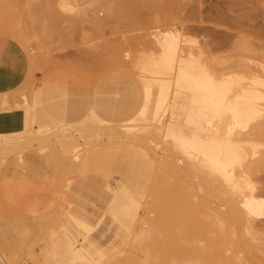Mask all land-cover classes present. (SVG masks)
I'll list each match as a JSON object with an SVG mask.
<instances>
[{"label":"rangeland","instance_id":"374dc122","mask_svg":"<svg viewBox=\"0 0 264 264\" xmlns=\"http://www.w3.org/2000/svg\"><path fill=\"white\" fill-rule=\"evenodd\" d=\"M135 1L136 2H134V0H127V1L125 0V2L124 0L123 1L122 0H110V1L109 0H78L79 6L77 8V11L71 13L69 12V10H67L66 12L65 9L66 7L64 8V6L67 5L64 4L66 2L73 3V0L72 1L71 0H0V145H3V149L2 148L0 149V257L5 258V260H2L0 258L1 261L0 264L1 263L2 264L4 263L5 264H90L87 261L88 259L87 260L81 259L78 250L71 247L69 243L74 244L77 243L78 240L79 248H82L80 246L81 244L80 242L83 239V236L84 237L88 236L90 237L91 240H94L98 244V246L102 247L105 250H110L111 244L113 242L114 233L115 231L118 230L121 223L125 225V229L127 230L129 229V231L124 235H128L130 237V234L135 235L136 233L134 237L135 244L134 246L132 245L133 248L130 247L131 245L128 246L129 244H131L130 241L133 240V238H131L133 236H131L130 239L128 237L129 242L126 245L127 250L124 248L125 246H123L122 250L120 248V250L117 251H119L120 253V251L124 250L127 253L130 249L134 251V249L137 248L138 250L136 251L138 252L134 251L133 253L130 250L131 253L129 252L128 255L125 252H123L121 253L122 255L120 254L121 256H115V253L116 255H119L118 252L115 251L113 253V259H112L113 261L111 260V262H113V264H116L117 263L115 259L116 257L119 263H122L124 261L126 263L129 262V264H135L136 260L137 261L140 260V262H143L146 259L147 264H150V262L147 261L149 260L148 259L149 255L147 254L151 255V253L154 250L153 251L150 250L152 252L150 253L146 252L147 254L142 255V253H140L139 251L140 246L137 245L138 243L140 245V242L138 240L140 236L143 235L146 236L145 235L146 232L144 231L145 230L144 228L147 227L146 225V223L148 222L146 221L148 220L147 217L149 215L151 217L154 216V214H151L152 208L150 209L144 206L148 205L149 207L148 203L152 205L151 203H155V201H157L158 198H161L162 195H163L162 198L166 196L170 192L169 186L170 188H172L174 183H176L175 185H179L177 184L178 182L176 181L178 180L179 182L181 181L182 183V181L183 180L185 181V178L187 177H188L187 179L191 180V181L189 180L190 183L186 180L187 186L184 183H182L181 185L182 187L183 185H185L187 189V193L190 192L189 189H191V192L189 194L184 193L186 192L185 190H183L185 188L184 187L182 188L181 185L178 188H180L179 189L180 192L181 190L184 191L183 192L184 195L187 194L189 195V197L191 195L192 197L191 199L194 198L193 195L194 192L196 194V190L198 189V186L197 187L195 186L196 182H193L192 178L190 177L193 176L196 178L197 177L196 174L197 173L200 174L201 170L204 171L203 166L206 167V165H202L203 169H201V165L198 166L200 167L198 168L199 171L196 173L194 170V172L191 175L190 172L191 167H189L190 170H188L189 168L185 169V166L189 164L188 163L189 158H187V154L185 155V152L182 151L184 153L183 154L181 151H179L180 149L177 150L175 148V146L173 145L174 143L172 142L174 140L172 139L173 136L171 132L164 131L165 129L164 130L161 129V132H158L156 130H158L157 129L158 127L159 128L163 127V125L161 124H167L168 122L171 121V117L173 116L172 112L174 110L178 116V119L176 120L177 122L175 121L174 125L175 126L176 124L179 125V127H181V129L179 128V131L184 134L183 136L186 135L187 137H189V135L193 134V130L198 127V126L194 127L196 126V124L194 126L192 125L196 120L198 109L196 107L197 105L195 106L192 103V99L194 98V94L192 93V91L188 88H179L176 86V80L174 79L175 77L172 76L174 74L173 70H172L173 72L170 71V73L172 72L173 74L172 75L170 74L169 77L168 75L169 68L167 67L168 71L166 70L165 71L168 74H166V76H163L164 69L166 68V66L165 68L163 66V75L157 74L158 73L157 70L159 68H161L160 70L162 71V67H161L162 65L160 66L159 63V65L157 66L160 67L158 68L156 66L157 61L153 59L152 61L153 62L155 61L154 62L155 65H153L150 59L151 51L152 53L155 54L156 57V53L157 52L159 53L160 50V47L158 48L159 45H157L156 42L154 43V39L152 37L153 33L155 36L156 30L162 32L165 31L169 32L171 30L175 31L176 29L179 30V28H184L185 36H188L187 37L188 40L190 39L185 46L188 47L187 49L189 50L192 47L191 50L194 51H196L203 44H205L207 40L208 41L216 40L219 43L222 42L221 44L224 47H221V45L218 43L215 44L216 41L214 43L215 47L213 45V49L215 51H213L211 57L213 60L216 61H214L215 64H213L212 67L215 68L216 70L212 69L210 71L215 70L218 72L220 69V71L223 70L224 72L225 69L221 68V67H225L224 65H227V68L226 67L225 68L229 69L228 65L234 63V60H232L233 61L232 62L230 59L232 57V59L237 60L236 65H240L238 64L239 61L241 63L240 67L249 66L250 69L252 68L251 70L253 69L255 70L256 73L253 70V73H255L253 74L254 76L257 74V76L259 77L261 76V78L264 80V76H262L264 75V0H135ZM118 2L121 5L115 4ZM128 3L132 5H129ZM114 6L115 7L121 6V8H118V10L116 8L115 9L116 12H114L115 10L112 12L110 8L113 9ZM127 7L129 9H127ZM41 16H43L44 18H42ZM68 19L69 21L71 20V22H69ZM78 19L79 21L74 22V20L76 21ZM41 23L42 24L45 23V25L42 26ZM33 24L34 26H32ZM153 26L156 27L153 28ZM219 45L221 48L219 47ZM249 45L251 46V48L249 47ZM245 47H249L248 49H254L255 52L257 49V52L254 53L253 52L254 50L253 51L247 50V48L245 49ZM218 48L219 50H217ZM258 50L260 51L258 52ZM159 54L157 55L156 58H159ZM228 58L229 61H231V63L227 62ZM222 60L226 61L227 63L224 62L226 63L224 64ZM201 61H204L203 58L201 59ZM211 61L212 60H210V62ZM149 62H151L152 64H150ZM220 62L224 65L222 66ZM204 63L207 65L210 64L209 62H208L209 64L206 63V61H204ZM141 64L142 65L144 64L143 69L140 68ZM145 64L147 67H145ZM216 64L218 66L220 65V68L217 67ZM251 64L254 67L251 66ZM231 65H230V69H231ZM234 65L235 63L232 65V67ZM151 66L153 67L151 68ZM214 66H216L217 68ZM209 67H211V64L209 65ZM151 69L156 70L157 73H155V71L152 72ZM230 69L229 71L227 70V73L231 72ZM243 69L242 71L239 69L240 70L239 72V70H235L234 68L232 69L233 70L232 72L238 71L240 74L241 72L244 71L248 73L251 71L248 68L244 71ZM151 72L155 73V75L150 74ZM225 73H224L225 76L228 75ZM220 74H222V72H220ZM233 74L237 75L236 73ZM249 75H251V77H249L251 78L249 79L251 80L250 82H255V80L252 81L254 77L252 75V71ZM246 76H241L240 74L239 77H243L242 79L241 78L239 79L238 76L237 78L236 77L235 78L241 81L240 83L241 85L242 83L246 82L247 86L249 87V82L245 81L244 78ZM232 77L234 76L232 75ZM213 78H215L214 74H213ZM222 78L225 79L224 77H221V80ZM230 79L231 80L229 81V83L232 82V78ZM158 80L160 81L162 80V84L167 83L168 81L171 82L170 94L168 96V106L170 107V109L167 108L166 105L164 109L160 111L163 112L158 114L157 117H155L157 119H155L154 118V116L156 115L155 103L157 102V100L154 99L155 97L156 99H158L159 95L157 93L160 90L164 89L162 88V84H160L161 82H158ZM222 83L223 81L221 82L219 81L218 85L219 84L221 86L227 85L228 88V87H232L230 84H232L233 82L230 83L229 86H228V81L227 84L225 83L222 84ZM232 85L234 86V84ZM221 86H218V88ZM247 86L245 85V88H247ZM237 87L238 86H236L232 92L234 93L236 89L240 90L239 92L236 91L238 92L239 97L238 96H236L237 98L235 97L237 100H239L241 99L242 96L245 95V94L243 95V93L246 90L244 89V85L240 89H238ZM250 88L249 90H252ZM254 89H255V85H254ZM231 90L232 89L230 88L229 91L231 92ZM249 90L246 92L248 93ZM229 91L227 89V91L224 90L223 92L222 91L219 92H221V94L222 93L224 94L225 92L229 94L228 93ZM262 91L264 93V87H262ZM207 93L208 92H206V95ZM251 94H249L250 96L249 95L248 96L252 99ZM224 95H226V93ZM235 95L236 94L234 95L230 94V96L233 97L230 98L229 96V98L232 99L234 98ZM209 96H205L206 98L202 100L206 101V99H208L207 97ZM223 96L222 97L219 96V97L223 99L224 98ZM225 98H226L225 100L229 99L227 95L225 96ZM243 98L241 100L244 104L247 103L246 107H248V103L254 102L249 100L243 101L244 100ZM234 100H232L231 102H234ZM204 101H203V105H204ZM251 103L249 105L250 107L248 108L252 107ZM227 104H226V108H223L225 109L224 114H226V117H228L227 116L228 114L226 112L228 110ZM236 104H234L235 106L233 105L232 108L230 107L229 104V107L232 110L231 111L228 110V113L231 112L232 114L233 112L236 113L235 110H237V112L240 110L242 111V112L239 111V114L241 115V113H244L243 110L247 109L246 112L252 114L251 109L250 111H248L249 109L246 107L245 109L241 107L242 110L239 108V106H242V103L239 105V102H237ZM145 105L147 107L146 108L147 112L146 111L144 112L146 113L142 111V109L145 108ZM258 105H260L261 107L260 108L262 112L261 118L264 119V99L261 100ZM43 106H45L48 109L49 111L48 115L46 114L47 111L44 109ZM205 106H208L206 107L207 112L205 111ZM171 107L173 108V110ZM210 107L211 106L205 104L204 109L202 107V110L210 114V112L214 111V110L212 111L210 110L215 108V107L213 108V105L211 108ZM148 109L151 110V112H149ZM215 111L217 112V110ZM220 111L218 110L219 113ZM204 112L202 111V116L209 115V114L206 115V113ZM140 113H144V115H142V118L144 117L145 119L147 118V120L144 119L145 123L143 124L147 126H143L142 124H139L141 128L139 125L136 124L137 119L139 118L142 119L140 117L141 116ZM152 113L154 114L152 115ZM234 113L232 114L233 117L235 116ZM218 114L215 116L218 117ZM220 114L219 117H221ZM245 114L244 115L242 114L243 115L242 117H244L243 119L247 120L248 117L245 116L250 114H246V115ZM147 115H151V116H147ZM213 116L211 115L210 117L212 118ZM231 116L229 118L234 119L233 117L231 118ZM201 117L198 120V122L204 119V117L202 118ZM224 117L225 115L223 116V118ZM135 118L137 119L135 120ZM149 118H151V120ZM206 118L207 117H205V119L203 120L204 122L202 121L203 123L201 122L202 124L204 123L206 124L207 122ZM223 118L222 120H226V118L224 119ZM249 119L252 120L251 116L249 117ZM249 119L247 121H249ZM213 120L214 119L210 121L212 122ZM242 120H240V123L244 121ZM139 121L140 120H137V123ZM217 121H220V119ZM244 122L246 123V125H244V123H241V126L244 125L246 127L240 126L238 129L240 130L241 128V131L237 129L236 132L234 133L237 132L241 133L243 132V130L245 131L246 129L249 128L248 127L249 125L247 124H251V123H248L246 121ZM149 123L151 124V126ZM157 123L160 125L158 126ZM207 123H209V121ZM225 124L227 126V130L223 129L224 127L222 128V130H225L226 132L230 131L229 125L231 128V125L233 123H228L229 125H227V123ZM62 125L65 128H63ZM126 126L127 127L134 126L133 127L134 129L132 130L131 128L127 129ZM138 126L140 129L137 128ZM68 127L71 129H69ZM208 127L206 129L205 128L202 129L203 127L202 128L200 127L198 129L200 135L201 132L202 133L204 132V135L201 136H203V138L206 139L205 141L207 143L206 142L205 143L207 145L210 144L208 143L209 140H207V138L205 137L206 132H208L207 136L209 135L210 137L209 134L210 131L207 130ZM252 127H250L249 129H251ZM173 128L176 132H178L177 131L178 129L176 130L174 126ZM176 128H178V126H176ZM210 128L211 127H209V129ZM58 129L60 131H58ZM62 129L63 130L65 129L64 135L62 134L63 137H68V136L70 137L71 135H73V133L74 136L78 137V138L76 137L78 139V140L76 139L77 141L76 143L77 145H80L81 149H79L78 152L72 153V157L77 153H81L75 155V157L79 156L83 160H86L88 158L87 161L89 162V164L87 168H82L83 171L81 172L80 171L76 172V170L74 171L71 168L69 171V167L71 166V164H73V158H75V157L72 158L70 156L72 150H70L71 151L70 155H68V158L70 157L68 160L69 164H67L68 166L65 165L66 170L65 168H63L64 170H62L63 163L61 164L60 161L62 160L61 157H63V162H64L65 156H61L62 154L61 152L63 149L61 150L62 147L59 144H57V141L60 140L59 138H63L61 135V131L63 133ZM115 130L117 131L114 132ZM205 130L207 131L205 132ZM232 131H234V128H232ZM250 131L251 130H249V132ZM36 132L41 136L38 137ZM69 132L71 134H69ZM212 132L215 134L217 131L212 130ZM226 132L224 135H226L227 137L228 132L227 133ZM249 132L245 131L243 132V134ZM27 133L30 135L31 133L32 135L33 133L35 134L33 136H30L27 135ZM112 133H117V135L114 134L116 137L112 135ZM218 133H221V135H218ZM222 133L224 132L223 131L221 132V128H220V130H218L217 132V136L215 135L213 138L216 137L219 140L220 138L221 140H223L224 135H222ZM55 134L59 136H56ZM214 134H212V136ZM42 136L44 137V140H42L43 138ZM54 136H56L57 138L56 137L54 138ZM112 136L114 137V139L111 138ZM36 137H38V141L40 143H38ZM129 137L130 138L132 137L131 139L142 137L143 138L141 139L142 141L145 138L151 139V140L148 139L144 140V141L148 140V142L149 141L152 142V143L149 142L150 145L148 144V147L150 146V149H148V147H146L148 150L146 148H143L145 147L144 144H146L147 146L148 143V142L145 143L144 141L143 143L141 142L138 144L140 147H136L138 145L137 144L135 145V141L130 140ZM115 138L118 140V143L116 142L117 140H115ZM122 138L125 139L123 140ZM126 138H128L129 141ZM247 138L248 137H246V139ZM54 139H56L57 141L55 142ZM171 139L172 141H170ZM224 139H229V137ZM246 139L243 141H246ZM98 140L99 142H97ZM221 140L218 143L223 144L224 142L223 146L225 147L226 145L228 146V144L230 143L229 142L228 144H225L227 143L226 141L228 140L223 142ZM249 140L253 141V138L247 139L248 142ZM110 141H112L111 142L112 145H110L111 144ZM212 141L213 140L211 139V142ZM90 142L92 144L94 142L97 143H95V145L94 144L92 145ZM246 142L244 143L242 142V144H244V146H242L244 149L245 147L246 148L248 147V150H251L252 147L255 149L254 147L255 145L252 146L253 144L251 145V142L249 144L248 142L247 143ZM89 143L91 145H89L88 147L87 144ZM98 143L100 144L101 147L98 146L99 145ZM5 144L7 146H5ZM38 144L41 145L39 146ZM102 144L105 147L102 146ZM124 144H127V146ZM140 144H142V146ZM206 144H205L206 148L209 147L210 149V147H212V146H207ZM220 144L219 147L220 149H222ZM117 145L119 146V149L117 150V152H115L116 151L115 149H117L118 147ZM246 145L252 147L250 148L249 146ZM92 146L96 147V149L93 148L91 151V149L89 148L90 147L92 148ZM225 147H223V150L224 149L226 150ZM229 147L230 146H228V148ZM86 148L88 150H86ZM59 149L61 150V152L58 151ZM109 149L110 150L113 149L114 151L108 152ZM144 149L147 151L151 150V154L149 153L151 157L150 156L149 157L152 158L153 156V158H155L156 160H154L153 158L152 159L148 158L147 157L148 155H146L148 152L145 151ZM98 150L100 151L98 152ZM238 150L239 151H236L238 158L236 157V155L234 157L232 154H230L233 157L229 159L231 157L229 154L226 157L223 156L224 154L223 155L221 154L222 155V156L220 155L222 157V158L220 157L221 160L222 159L225 160V158H228L227 161L232 160L233 158H237L238 160L241 154L242 156H244L243 159L245 158L244 161H246L247 158L249 159L248 161L250 162V164L251 162L256 161V159H254L256 157H253L254 160L251 161L252 154L255 153L252 150H251L252 154L250 151H247L248 152L247 154L250 153V155L248 156H246L247 155L245 153L246 150L244 151L240 149ZM37 151H39V153ZM68 151L66 152L67 154H69ZM80 151H84V152H80ZM88 151L89 153L92 152V154L89 155ZM85 152L89 156L84 155ZM94 152L96 153V155L93 154ZM101 152L104 156L105 153L107 152V156H105V158L108 157V159L110 158L111 155V157L114 159L113 160L114 163L112 162V160H110L111 161L110 165H107L109 164V162L106 163V161H103V160H107V158L105 159L102 156ZM238 152H240L239 155ZM56 153H60V155ZM224 153L227 154L226 152ZM98 154L100 155V157L102 156L101 157V159H103L102 161L97 156ZM54 155L57 157H55ZM93 155L95 157H93ZM96 156L100 160V164L98 163L99 161L98 159H97L98 164L95 163L96 161L94 160L96 159ZM184 156L186 157V159H184L185 158ZM253 156H255V154H253ZM57 158L58 161L56 160ZM183 159L187 161L186 163L188 164L185 165L182 161ZM224 160H222L221 162H224ZM237 160L236 162L239 163L240 160L239 161ZM68 161L65 160V162ZM212 162L213 161L211 160L210 163L209 162L207 163L211 164ZM236 162L234 160V163ZM240 162H241L240 166L242 164V169L245 171L246 168L244 169L243 167H247V165L252 168L255 167L253 166L254 165L253 163H252L253 165L252 164L249 165V162L248 163L247 162L245 163L243 161ZM101 163L102 164L104 163L103 166L104 165L110 167L113 166L112 170L111 168L109 170L108 167L107 171H102V168L104 169V167L101 165ZM90 165L95 167L93 168ZM117 165L118 166L125 165L128 168L127 170L129 171L131 181L130 183L127 184L126 188L118 181L117 176L114 177V179L109 178V175L110 176L112 174L114 176L116 175V171H117L116 167H118ZM156 165L158 168L156 172L157 171H158L157 173L161 172L160 176H163V178H165L166 180L164 182L167 184V182L169 181L171 185L168 183L169 186H167L168 185L167 184L161 188L164 189V191L160 197L155 198V196H157L158 194H156V191H154L153 192L154 196L150 200H153L154 198L156 200L155 201L153 200V202L152 201L149 202V199L148 201H146V196L148 197L149 195L148 188H150L149 192L151 193L150 191L152 187L151 184L154 183V182L152 183V180L154 181V179L151 180V178H156L155 177ZM213 165L214 164L212 163L211 165H209V167L210 166L212 167ZM234 165L235 164L227 165V167L229 168L228 170H230L231 169L230 167L231 166L233 167ZM96 167L97 168L99 167V169L97 170ZM216 167L217 166H214V168ZM236 167H237V171H235L234 167H233L234 169L232 170H234L236 173L242 172L241 168H239L238 166ZM211 169H213V167ZM211 169H210L211 171L210 173H213V170H215L214 172H219V170L216 171L217 169H213V170ZM254 169H256V167ZM71 170L73 172H71ZM169 170L174 173L170 172ZM184 170H186V172L188 170L187 176ZM205 171L207 172V170ZM205 171L203 174V178L207 174L208 175L210 174L208 172L206 174ZM189 172L190 174H188ZM49 173L51 174V176ZM236 173L233 174L237 175L236 178L239 180L241 176L246 175L245 173L241 175ZM173 175H175L176 177ZM212 175H214V173ZM218 175L219 174H217V176ZM248 175L252 177L254 173L253 174L249 173ZM36 176L38 177L36 178ZM160 176L158 174V177L160 179H163ZM220 176H218V178L216 177V175L211 177L214 178V181H217L220 178ZM207 177L208 176H206L204 180ZM211 177L209 178L211 179ZM253 177H254L253 179L257 177L256 181H258L257 183H259V187H260L258 193V195L260 194L259 201L261 202L263 201L262 206L264 209V169L262 172H257V176H253ZM221 178H223L225 181V177L221 176ZM172 180L173 183H171ZM158 181L154 184L156 185L157 183H159ZM222 182L220 184L224 185L225 183ZM162 183L163 182H161V184ZM161 184L160 183L157 184V187L153 185V187L155 186V188L152 187L153 188L152 191L156 188H160L159 185ZM190 186L191 188H189ZM165 191H169V192L167 193ZM176 192L178 195L181 196V194H179L180 192L179 193L178 191ZM139 195H142L143 197L140 198ZM152 195L150 194L151 197ZM180 196L178 197L180 198ZM183 198L185 199V196ZM208 198L207 200L205 199V201L206 202L208 201L209 203V200L211 201L213 197H211L210 199ZM180 199L178 200V202L182 204V200L183 202H185V200L187 201V196L185 200L184 199L180 200ZM145 201L146 203L147 202L148 203L144 205ZM190 201L192 200H189V202L188 201L187 202L191 203ZM212 202L214 203L211 202L210 203L215 204L216 200L213 199ZM185 205H187L186 208H188L189 210L190 207H188V204L185 203ZM81 207L86 208L85 211L80 212ZM75 208L76 210H74ZM143 208L147 212L144 211ZM186 208H185V213L186 211L188 212ZM263 209L260 215L256 216L257 218H255L257 229L263 231V233L261 234L262 237L264 235ZM65 213L67 216L65 215ZM104 213L106 214L105 221L103 222L102 225H99ZM186 215L184 216V219ZM114 216L118 218V221L116 223L114 222L112 226L113 229L111 231H108L106 226L107 224L109 223L111 224V222H113ZM137 218L139 219V221ZM186 218L189 221V217ZM187 220L184 221L186 222V225L187 224L189 225V222ZM145 221L146 223H144ZM184 221H182V223H185ZM143 224H145L146 226L145 225L143 226ZM139 225L141 228L143 227V231L145 233L142 232V235L140 233L139 238L137 239L138 237L137 232L139 230H142L139 227ZM182 225L184 227H181V225H179V228L180 229L182 228V231L185 233L186 231L184 230L187 228V232L190 234L188 225L187 226L185 224ZM65 227L68 229H66ZM135 228L137 229L139 228V229L135 230ZM70 230L72 232V237H71V232L69 233ZM183 232H179V233H183ZM185 233H184L185 237L181 234L183 238H187V235L189 236V234L185 235ZM81 235L82 237H79ZM176 235L177 237H174L176 240L172 239L173 236L168 237L167 240L171 241L172 239V241H176V243L174 244L177 245V241L179 242V240L180 239L183 240V238H181V236H178V233ZM262 237H260V240L261 242H264V237L263 238ZM145 239L146 238H143L141 240H145ZM69 240L71 242H69ZM137 240L138 243H136ZM182 240L180 241L182 242ZM189 240L191 241V239ZM172 241L170 242L171 244H169L170 248H173L171 247L173 243ZM188 241L186 240V242ZM190 241L188 243L191 245ZM261 244L259 245V248H262L264 250ZM180 245L177 246L180 247ZM186 248L187 250L189 249L192 250L191 247L186 246ZM186 248L184 247V250ZM181 249L182 246L180 250ZM172 250H170L169 253H171ZM177 250L178 252L176 251L175 254L174 252L171 253L172 257L171 254L169 255V257L172 258L171 260L175 259L174 257L177 256V254H180L179 248H177ZM184 250L182 249L183 252ZM168 251L165 250L164 252L165 255H167V257H168L167 254ZM87 253H88L87 255L94 262L100 263L99 260L94 255H92L91 253L89 254V252ZM135 253H136L135 256L136 258L133 257L134 256L133 254ZM155 253L157 255L156 251ZM155 253H152L154 255L150 256L152 259L154 256H156ZM188 254L189 253L187 254L185 253V257ZM144 255L147 258H145ZM165 255L163 253L161 254V257L163 258V263H164V258H166L165 261L167 259H170L169 257L167 258ZM129 256L132 257V260L131 258L128 259ZM188 256L186 257V260L188 258V260H191L189 262H193V264L204 263V259L199 258V256L197 257V255L196 256L194 255L193 258L192 256L190 257ZM185 257L182 258V261L185 260ZM194 257L196 261L194 260ZM154 259H156V257ZM176 259L179 258L176 257ZM192 260H194L195 262ZM132 261H134V263ZM169 262L170 261H168L167 263L169 264ZM189 262L186 263V261H184L182 264H189ZM144 263L145 262H143V264ZM153 263L156 264L157 261ZM173 263H175V261ZM256 263L264 264V259L259 261L257 260Z\"/></svg>","mask_w":264,"mask_h":264},{"label":"bare ground","instance_id":"6f19581e","mask_svg":"<svg viewBox=\"0 0 264 264\" xmlns=\"http://www.w3.org/2000/svg\"><path fill=\"white\" fill-rule=\"evenodd\" d=\"M72 1V0H71ZM110 1V0H109ZM123 1V0H122ZM127 1V0H126ZM120 2V1H119ZM115 3V4H117V5H121L120 3ZM124 2H125V0H124ZM134 2H136L135 0H134ZM134 2H133V4H134ZM101 4V3H100ZM104 4H105V2H104ZM108 4V3H107ZM129 4V3H128ZM137 4V3H136ZM64 5H67V6H64V8L66 9V12H67V10H69V12H75V11H77V8H78V6H79V4H78V0H73V3H68V2H66ZM112 5H113V3H112ZM117 5H115V6H117ZM122 5H123V3H122ZM129 5H132V4H129ZM129 5H127V6H129ZM102 6V5H101ZM108 6V5H107ZM114 6V8L112 9V8H110V10H112V12L117 8V10H118V8H121V6H119V7H115ZM126 6V5H125ZM110 7V6H109ZM135 7V6H134ZM108 8V7H107ZM123 9V8H122ZM127 9H129L128 7H127ZM109 10V9H108ZM120 11H121V9H120ZM111 12V11H110ZM114 12H116V10L114 11ZM123 12V11H122ZM121 12V13H122ZM109 13V12H108ZM67 14V13H66ZM74 14V13H73ZM80 14V13H79ZM116 14V13H115ZM118 14H119V12H118ZM43 15V14H42ZM69 15V14H68ZM117 15V14H116ZM72 16V15H71ZM119 16H120V14H119ZM118 16V17H119ZM42 18H44L43 16H41ZM73 17V16H72ZM110 17V16H109ZM39 18H40V16H39ZM67 18H68V16H67ZM76 18V17H75ZM78 18V17H77ZM117 18V17H116ZM38 19V18H37ZM71 19V18H70ZM74 19V18H73ZM114 20V19H113ZM158 20V19H157ZM68 21H69V19H68ZM77 21H79V19L78 20H74V22H77ZM69 22H71V20L69 21ZM111 22H112V20H111ZM43 23V22H42ZM41 23V25L42 26H44L45 25V23L44 24H42ZM108 23V22H107ZM40 24V23H39ZM74 24V23H73ZM160 24V23H159ZM40 25V26H41ZM110 25V24H109ZM149 25V24H148ZM32 26H34V24L32 25ZM36 27V26H35ZM156 27V26H155ZM154 26H153V28H155ZM201 27V26H200ZM193 28V27H192ZM195 28V27H194ZM44 31H46V30H44ZM190 31V30H189ZM185 30H184V28H179V30L178 29H176L175 31H165V32H162V31H157L156 30V32H155V36H154V33H153V35H152V37H153V39H154V43L156 42V44L157 45H159L158 46V48L160 47V50H159V58H156L157 57V53H156V57H155V54L154 53H152V51H151V54H150V59H151V62L153 63V65H155V61H157L156 62V66L157 65H159V63H160V66L162 67V71L160 70L161 68H159L160 66H157L159 69V71L157 70V72H156V70H153V69H151V71L152 72H154L155 71V73H157V74H159V75H163V66H164V68H165V66H166V68L164 69V75L163 76H166V74H168L166 71H168L167 69L169 68V77H170V74L172 75L173 73V75L172 76H174L175 78V80H176V86L177 87H179V88H188V89H190L191 91H192V93L194 94V98L192 99V103L197 107V109H198V112H197V116H196V120H195V122L192 124L193 126L196 124V126H194V127H197V128H195L194 130H193V134L192 135H189V137H187L186 135L185 136H183L184 134L183 133H181L180 131H179V128L181 129V127H179V125H177L176 123V126H178V128H176V126L174 125V122L178 119V116H177V114L175 113V111L173 110V108H172V110H173V116L171 117V121L170 122H168L167 124H161V125H163V127L162 128H157L158 130H156V131H158V132H161V129H165L164 131H170L171 132V134H172V136H173V140L174 141H172V139L170 140V141H172L174 144V146H175V148L177 149V150H179V151H183V152H185V155L187 154V158H189L188 160V163H186L187 161H185L184 159H186V157L182 160L183 161V163L186 165V164H188V165H186L185 166V169H187V168H189V167H191V175H192V173L194 172V170H195V172L197 173L199 170H198V168H200V167H198V166H200L201 165V169H203L202 168V165H206V167L205 166H203L204 167V171L205 170H207V172L208 173H210L211 171H210V169L213 167V169H217L216 171H218L219 170V172H214L215 170H213V169H211V170H213V173H214V175H216V177L218 178V176H223V177H225V181H224V179L223 178H221V176H220V178L217 180V181H214V178L213 177H211V176H214V175H212L213 173H210L209 175L207 174V172L205 171V173L207 174L206 176H208L205 180H204V178L206 177H204L203 178V174H204V171L203 170H201V172H200V174L199 173H195L196 175H197V177L195 178V177H190V178H192V180H193V182H196V187L198 186V189L196 190V194H195V192H194V195H193V199H191L192 197H191V195H190V197H189V195H187V194H189L190 192H191V189H189L190 190V192L189 193H187V189H186V187H185V185H183V187L185 188V189H183V190H185L186 192H184L183 190H181V192L179 191V189L180 188H178L182 183H184V184H186V186H187V181L190 183V179H187V178H185V181L183 180L182 181V183H181V181L179 182L177 179V181L176 182H178L177 184H179V185H175L176 183H174V185H173V187L172 188H170V186H169V181L167 182V184L164 182V181H166L165 180V178H163V176H160V174H161V172H159V173H157L156 172V170L158 169L157 168V165H156V169H155V174H156V178H158V179H156V178H151V180L152 179H154V181L152 180V183L154 182V183H156L160 178L158 177V174H159V176L160 177H162L163 179H160L158 182L161 184V182H163L161 185H163L164 183V185L163 186H161V185H159V187L160 188H156V189H154L153 191H152V189L153 188H155V186L157 187V184H159V183H157L156 185L153 183V184H151L152 185V187H153V185H155L153 188L151 187V193L149 192V189L150 188H148V197L146 196V201H148V199H149V202L150 201H152L153 202V200L155 201L156 199V197H160L161 196V194H163V191H164V189H161L162 187H164L165 185H167V186H169V189H170V192L169 191H165V192H169L166 196H164L163 198H162V196H161V198H158V200L157 201H155V203H151L152 205H150V203H148L149 204V207H148V205H146V206H144V207H147V208H152V213L151 214H154V216H148L147 217V219L148 220H146V221H148L147 223H146V221L144 222V223H146V225H147V227L146 228H144L145 230V232L143 231V227L141 228L140 227V225H139V227L142 229V230H139V231H141V232H137L138 234V237H137V239L139 238V234L141 233V235H142V232H144L145 233V235L146 236H140V238L141 239H143V238H146L145 240H141L140 238L138 239L139 240V242H140V245H139V243H138V240H137V242L136 243H138L137 245L138 246H140V249L142 250V252H141V250L139 249V251H140V253H142V255L143 254H147V253H150V252H152L153 250V252L152 253H155V251L157 252V255H156V253H155V255L156 256H154L153 257V259L150 257L151 255H154V254H152L151 253V255L150 254H147V255H149V257H148V259L149 260H147L148 262H150V264H154L153 262H156L157 261V263L156 264H166L168 261H170L169 262V264H182L184 261H186V263H188L189 261H191V260H188V258H187V260H186V257L188 256V257H190V256H192V258H193V256L195 255H197V257L199 256V258H202V259H204V263L205 264H257L256 262H257V260L259 261V260H262V259H264V250L262 249V248H259V245L262 243H264V242H261V240H260V237H262L261 236V234L263 233V231H260V230H258L257 229V226H256V221H255V218H257L256 216H258V215H260V213L262 212V209H263V206H262V204H263V201L261 202V201H259V198H260V194L258 195V193H259V183H257L258 181H256V179H257V177H255V179H253L254 177L253 176H257V172H262L263 171V169H264V149H262V148H264V119H262L261 118V114H262V112H261V107H260V105H258L259 103H260V101L261 100H263L264 99V93H263V91H262V87H264V80L261 78V76L259 77V76H257V74L254 76L253 74H255L256 72H255V70H254V72L255 73H253V70H251L250 69V67L248 66V67H240V65H241V63L238 61V64H240V65H236V59H232V57L230 58L231 59V61L232 60H234V63H235V65L232 67V65L234 64H232L231 63V61H229V58H228V61L227 62H229V63H231V64H229L228 65V68L230 69V65H231V69H230V71L231 72H228L227 73V70L229 71V69H226L227 68V65H224V64H226L227 62L226 61H223L222 60V62L224 63V62H226V63H224V64H222L221 62H220V64H222V66L224 65L225 67H221L222 69L224 68L225 69V71L223 72V70L222 71H220V65L218 66L217 64H216V66L217 67H219L218 69H219V71L220 72H222V74H220V72L218 71H215L216 69L215 68H213L212 67V65L213 64H215L214 63V61H216V60H213L212 59V53H213V51H215L214 49H213V45H214V43H215V41L216 40H210V41H206L205 42V44H203L200 48H198L196 51H194V50H191V48H190V50L189 49H187L188 47H186L185 45L187 44V42H189V40H188V36H185ZM157 33V34H156ZM187 33V32H186ZM46 34V33H45ZM50 35V34H49ZM187 35V34H186ZM42 37V36H41ZM45 38V37H44ZM43 39V38H42ZM156 40V41H155ZM220 44L221 45V47H224L221 43L222 42H217L216 41V43L215 44ZM225 43V42H224ZM227 43V42H226ZM229 43V42H228ZM251 44V43H250ZM220 45H219V47H220ZM228 45V44H227ZM22 46V45H21ZM226 46V45H225ZM214 47H215V45H214ZM220 47V48H221ZM249 47L251 48V46L249 45ZM249 47H245V49L247 48V50H251V51H253L254 49H248ZM252 47H253V45H252ZM22 49H23V47H22ZM153 49V48H152ZM194 49H196V48H194ZM256 49V48H255ZM217 50H219V48L217 49ZM260 50H258V52H259ZM25 52V51H24ZM254 53H256L257 52V49H256V52H255V50L253 51ZM196 53H198V54H196ZM259 55V54H258ZM149 56V55H148ZM206 57V58H205ZM211 59H210V58ZM214 57V56H213ZM144 58V57H143ZM203 58V60L204 61H206V63H210L211 64V67H209V65H207V64H205L204 63V61H201V59ZM207 58H208V60H207ZM145 59V58H144ZM153 59H155V61L153 62L152 60ZM196 59H199V60H196ZM215 59V58H214ZM210 60H212L211 62H210ZM208 61V62H207ZM252 61V60H251ZM151 62H149L150 64H152ZM202 62H203V64H202ZM233 62V61H232ZM143 63V62H142ZM218 63V62H217ZM250 63H253V62H250ZM262 64V63H261ZM144 65V64H143ZM142 64H141V66H140V68H144V66H143ZM250 65V64H249ZM155 66V67H156ZM216 66H214V67H216ZM246 66V65H245ZM251 66H253L252 64H251ZM145 67H147L146 66V64H145ZM153 66H151V68H152ZM156 67V68H157ZM168 67V68H167ZM216 67V68H217ZM236 67H237V69H236ZM254 67V66H253ZM211 68V69H210ZM235 68V70H241L242 71V69L243 68H248V69H250L251 71H252V75L255 77H253V79H252V81L253 80H255V82H250L251 80H249V79H251V78H249V77H251V75H249L250 73H251V71L248 73V72H246V71H244V70H246V69H243V71L245 72H241L240 74H241V76H246L247 75V73H248V75L246 76V77H244L245 78V81H248L249 82V87L247 86V83L245 84V83H242V85L240 84L241 83V81L240 80H238V79H236L237 78V76L239 77V72H240V70H239V72L237 73V72H232L233 70L232 69H234ZM260 68V67H259ZM148 69V68H147ZM150 69V68H149ZM155 69V68H154ZM171 69V70H170ZM212 69H215V70H213V71H210V70H212ZM166 70V71H165ZM174 72H173V71ZM234 70V71H235ZM261 70V69H260ZM143 71H145V70H143ZM147 71V70H146ZM170 71H172L171 73H170ZM248 71V70H247ZM142 72V71H141ZM150 73V74H154L155 75V73ZM213 72V73H212ZM226 72V73H225ZM144 73V72H143ZM220 75H219V74ZM224 73L225 74H228L229 75V77H228V75H224ZM233 73H236L237 75H234ZM244 73V74H243ZM148 74V73H147ZM213 74H214V77L215 78H217L218 79V77H219V79L217 80V79H215V78H213ZM239 74V75H238ZM246 74V75H245ZM221 75H223V76H221ZM232 75L234 76V77H232ZM171 76V77H172ZM218 76V77H217ZM224 77L225 79H223L222 78V80H221V77ZM262 76H264V75H262ZM236 77V78H235ZM248 77V78H247ZM205 78H206V80H205ZM227 78V79H226ZM230 78H232V82H230V83H232V84H234V86L232 85V84H230L229 83V81L231 80ZM234 78V79H233ZM242 79L243 77H239V79ZM247 78V79H246ZM229 79V80H228ZM228 81V86H229V84L233 87H228L227 88V85L225 86V85H218V83H219V81L221 82V81H223V83L222 84H227V81ZM236 80V81H235ZM206 81V82H205ZM225 81V82H224ZM158 82H161L160 84H162V80L160 81V80H158ZM237 82V83H236ZM250 83H252V84H250ZM239 85H240V87H239ZM244 85V89L246 90V91H248L249 90V88L251 87V85H252V87L250 88V89H252V90H249V92L247 93L245 90H243V91H245L244 93H243V95L244 96H240L241 97V99L243 98L244 100L243 101H254V102H250L251 104H252V107L251 108H248V107H250L249 105H250V103H248V107H246V104L247 103H243L242 102V100L241 99H239V100H237L236 98V96H238L239 97V95H238V92L240 91V90H235L234 91V93L232 92L233 91V89H235V87L236 86H238L237 88L238 89H240L242 86ZM245 85L247 86V88H245ZM254 85H255V89H254ZM218 86H221V87H219L218 88ZM170 87H171V82L170 81H168L167 83H163L162 84V88H164V89H162V90H160L157 94L159 95L158 96V99H156V97H155V99L154 100H157V102L155 103L156 105H155V116H154V118L155 117H157V115L158 114H160V113H162V112H160L162 109H164V107L167 105V108H169L170 109V107L168 106V96H169V94H170ZM222 87H226L227 89H228V91L230 90V88L232 89L231 90V92L229 91L228 93L229 94H227V92H225L226 93V95L228 96V98H229V96H230V94L231 95H234V94H236L235 96H234V98H232V99H230L231 97H233V96H230V98L228 99V100H225L226 98H225V96L226 95H224L223 93L221 94V92H219V91H227V89L225 88H222ZM222 88V89H221ZM219 89H221V90H219ZM224 89V90H223ZM248 89V90H247ZM219 90V91H218ZM204 91H205V93H204ZM236 91H238V92H236ZM254 91V92H253ZM206 92H208L207 93V95H206ZM219 92V93H218ZM202 93H203V95H202ZM252 93V94H251ZM157 94H156V96H157ZM241 94V93H240ZM249 94H251V97H252V99L249 97L250 95ZM210 95V96H209ZM224 95V96H223ZM249 95V96H248ZM255 97V99H254V97ZM205 96H209V97H207L208 99H206V101H204V100H202V99H205L206 97ZM219 96H223L224 98L223 99H221V97H219ZM236 97V98H235ZM249 97V98H248ZM152 98V97H151ZM246 98V99H245ZM150 99V98H149ZM148 99V100H149ZM234 99H236V100H234ZM232 100H234V102H231ZM240 100H241V102H240ZM152 101V100H151ZM203 101H204V105L205 104H207V105H209V106H211L212 107V105H213V108L214 109H211L210 111H212V110H217V112L215 111H212L213 113H215V114H213L212 112H210V114L213 116L212 118L210 117L211 115L209 114V113H206L207 112V110H206V107H208V106H205V111L206 112H204V110H202V107H203V109H204V105H203ZM32 102V101H31ZM237 102H239V105L242 103V106H239V108L242 110V108L243 109H245V107L246 108H248L249 110L248 111H250V109H251V112H252V114H253V116H252V114H250V113H247L246 111H247V109H245V110H243V112L244 113H241V115L239 114V111L237 112V110H235L236 111V113H234V117H233V113L231 114V112L230 113H228V110L229 111H231L232 109H230V107L232 108L233 107V105L234 104H236ZM225 105H224V104ZM227 103H229L230 104V107H229V104H227ZM232 103V104H231ZM226 104H227V107H228V110L226 111L227 112V116L228 117H226V114H224L225 113V109H223V108H226ZM148 105V104H147ZM154 105V104H153ZM171 105V104H170ZM203 105V106H202ZM237 105V104H236ZM225 106V107H224ZM235 106V105H234ZM238 106H236V107H238ZM210 107V108H211ZM242 107V108H241ZM146 105H145V108L144 109H142V111L144 112V111H146ZM149 108V107H148ZM154 108V107H153ZM166 108V109H167ZM209 108V109H210ZM263 108V107H262ZM150 109V108H149ZM148 109V110H149ZM165 109V110H166ZM168 109V110H169ZM209 109H208V112H209ZM220 109H221V111H220ZM234 109H236V108H234ZM218 110L220 111V113L218 112ZM153 111V110H152ZM167 111V110H166ZM178 111V110H177ZM176 111V112H177ZM202 111L204 112V113H206V115L207 114H209L208 116H205V117H207L206 118V120H207V122L209 121V123H207L206 122V120H205V122H206V124L204 123V124H202L204 121V119H205V117L204 116H202ZM224 111V112H223ZM147 112V111H146ZM146 112H144V113H146ZM149 112H151V110H149ZM240 112H242V111H240ZM144 113H140L141 114V118H142V115H144ZM164 113H165V111H164ZM220 114V116L221 117H219V114ZM223 113V114H222ZM250 114V115H247V116H245V117H248L247 118V120L249 119V117L251 116V119L252 120H250L249 119V121H247V120H245V119H243L244 117H242L244 114ZM154 113H152V115H153ZM218 114V117L217 116H215V115H217ZM232 116H231V115ZM243 114V115H242ZM245 114V115H246ZM225 115V117L224 118H226V120H222V118H223V116ZM231 116V118L233 117L234 119H230L229 117ZM89 116H90V113H89ZM147 116H151V115H147ZM204 117V119L202 120V121H199L198 122V120L200 119V117ZM139 117V116H138ZM153 117V116H152ZM159 117V116H158ZM201 117V118H202ZM209 117V118H208ZM217 119H216V118ZM153 118V119H154ZM220 119V121H217V120H219ZM223 118V119H224ZM230 120H229V119ZM244 120V121H246V122H248V123H251V124H247V125H249L248 127L250 128V127H252L253 125V127L251 128V129H246V128H244V129H246L245 131H247V132H249V130H251L249 133H246V134H243V132H245L244 130H243V132H241V133H234V132H236V130L241 126V123H244V125H246V123L242 120V119ZM137 118H135V120H136ZM144 119H145V117L144 118H142V119H137V120H140L138 123H137V120H136V124L137 125H139V124H144L145 122H144ZM150 120H151V118H149ZM155 119H157V118H155ZM212 119H214L212 122L210 121V120H212ZM145 120H147V118L145 119ZM215 120H216V123H215ZM229 120V121H228ZM240 120H242L243 122H241L240 123ZM223 121H225V122H223ZM227 121V122H226ZM230 121H232V122H230ZM252 121V122H251ZM134 122V121H133ZM140 122H142V123H140ZM159 122H161V121H159ZM177 122V121H176ZM202 122V123H201ZM218 122V123H217ZM200 123H201V126H200ZM216 125H214V124ZM225 123H227V125H229L228 123H233L232 125H231V128H230V125H229V130L230 131H227L228 132V134H227V137H226V135H224L225 134V130H227V126H226V124ZM135 124V125H136ZM147 124V123H146ZM150 124V123H149ZM158 124V123H157ZM156 124V125H157ZM187 124V123H186ZM209 125V127H211L210 129H209V127H208V125ZM217 124H218V126H217ZM225 124V125H224ZM133 125V124H132ZM160 124H158V126H159ZM203 125V126H202ZM207 125V126H206ZM219 125H220V127H219ZM241 126V127H246V126ZM63 126V125H62ZM61 126V127H62ZM124 126V125H123ZM140 126V125H139ZM139 126L137 127V128H139ZM143 126H147V125H143ZM150 126H151V124H150ZM173 126L175 127V129L179 132V134H178V132H176L175 130H174V128H173ZM181 126V125H180ZM235 126V127H234ZM238 126V127H237ZM121 127V126H120ZM127 127V126H126ZM134 126H130V127H127V129L128 128H131V130L132 129H134L133 128ZM153 127V126H152ZM202 128V129H206L207 127H208V131H210L209 132V134H210V137H209V135L207 136V133L208 132H206L207 130H205V134H206V138H207V140H209V142L208 143H210L209 145H207L206 143V139H204L203 138V136H201V135H204V132L202 133L201 132V135L199 134V128ZM224 127V128H223ZM226 127V128H225ZM63 128H65L64 126H63ZM69 128V127H68ZM140 128H141V126H140ZM139 128V129H140ZM149 128V127H148ZM220 128H221V132L223 131L224 133H222V135H224V137L223 136H220V137H223V140H221V138H220V140L223 142V141H226V140H228V141H226L227 143H225V144H228L229 142V144H228V146H230L229 148H228V146L226 145V147L225 146H223L224 145V142H223V144H220V143H218V142H220V140L219 139H217L216 137V139L218 140H216L215 138H213L215 135L217 136V132H218V130H220ZM222 128L223 129H225V130H222ZM232 128H234V131H232ZM54 129V128H53ZM69 129H71V128H69ZM120 129H122V128H120ZM135 129H136V127H135ZM173 129V130H172ZM47 130V129H46ZM63 130V129H62ZM154 130H155V128H154ZM212 130L213 131H217L215 134L212 132ZM239 130V129H238ZM38 131V130H37ZM40 131V130H39ZM58 131H60L59 129H58ZM64 131H65V129L63 130V133H62V131H61V135L63 134L64 135ZM68 131V130H67ZM71 131V130H70ZM73 131V130H72ZM117 130H115L114 132H116ZM155 131V132H156ZM201 131V130H200ZM239 131H241V128H240V130ZM212 132V133H211ZM226 132V133H227ZM37 133V132H36ZM52 133V132H51ZM56 133H58V132H56ZM60 133V132H59ZM67 133V132H66ZM65 133V134H66ZM35 133H33V135H34ZM68 134V133H67ZM69 134H71L70 132H69ZM114 134H116L117 135V133H112V135H114ZM163 134V133H162ZM161 134V135H162ZM180 134H182V135H180ZM212 134H214L213 136H212ZM23 135V134H22ZM26 135V134H25ZM27 135H30V134H28L27 133ZM32 135V133H31V135L30 136H33ZM37 135H38V137L39 136H41V135H39L38 133H37ZM36 135V136H37ZM44 135V134H43ZM56 136H59V135H57V134H55ZM63 135H62V137H63ZM218 135H221V133H218ZM229 135V136H228ZM56 136H54V138L56 137ZM115 136V135H114ZM38 137H36L37 138V141H38ZM43 137V136H42ZM41 137V138H42ZM46 137V136H45ZM77 136H74V133H73V135H71L70 137L68 136V137H63V138H59L60 140H56V139H54V141L56 142L57 141V144H59L60 146V148H61V150L63 149L64 150V152H65V154H64V152H63V150H62V152H61V150L59 149L58 151H60L62 154H61V156H65V158H64V162H63V157H61V161H60V163L62 164L63 163V167H62V170H64L63 168H65L66 166L65 165H67V164H69V158H68V155H70V150H72V152H71V157H72V153H74V152H78L79 151V149H81V147H80V145H77V141H76V139L78 138H76ZM116 137V136H115ZM158 137H159V135H158ZM219 137V136H218ZM229 137V139H224V138H228ZM246 137H248L247 139H251V138H253V141L252 140H249V142L247 141V139H246ZM22 138H23V136H22ZM24 138H26V137H24ZM35 138V137H34ZM40 138V139H41ZM57 138V137H56ZM111 138H113L114 139V137L112 136ZM130 138V137H129ZM132 138V137H131ZM130 138V140H132V141H135V145L137 144H139V143H143V141L145 140V139H148V138H145L143 141L141 140V139H143L142 137L140 138V137H138V138H133V139H131ZM162 138V137H161ZM231 138V139H230ZM20 139V138H19ZM33 139V138H32ZM48 139V138H47ZM109 139V138H108ZM123 139V138H122ZM125 139V138H124ZM123 139V140H124ZM128 141H129V139L128 138H126ZM211 139L213 140L212 142H211ZM246 139V141L248 142V144L251 142V145L252 146H254L255 147V149L252 147V146H249V145H246V146H249L250 148H251V150L253 151V152H255V153H253V154H255V156H253V154H252V152H251V150H248V147L246 148L245 147V149L242 147V146H244V144H242V142L244 143V142H246V141H243V140H245ZM42 140H44V137L42 138ZM46 140V139H45ZM78 140V139H77ZM115 140H117L116 138H115ZM122 140V141H123ZM148 140H151V139H148ZM148 140H146V141H144L145 143H147L148 142ZM255 140V141H254ZM50 141V140H49ZM90 141V140H89ZM108 141V140H107ZM114 141V140H113ZM121 141V140H120ZM217 141V142H216ZM52 142V141H51ZM50 142V143H51ZM54 142V143H55ZM97 142H99V140L97 141ZM97 142H94L93 144L95 145V143H97ZM112 141H110V143H111ZM115 142V141H114ZM117 143H118V140L116 141ZM150 143H152L151 141H149ZM147 143V146H146V144H144V146L145 147H143V148H146V147H148V144L150 145V143ZM153 142H155V141H153ZM206 142V143H205ZM246 142V143H247ZM253 142V143H252ZM19 143V142H18ZM29 143V142H28ZM37 143V142H36ZM38 143H40L39 141H38ZM91 143V142H90ZM87 144L88 145V147H89V145H91V144ZM104 143V142H103ZM107 143V142H106ZM109 143V144H110ZM117 143H115V144H117ZM121 143V142H120ZM212 143V144H211ZM245 143V144H246ZM13 144V143H12ZM33 144V143H32ZM56 144V143H55ZM92 144V145H93ZM99 144V143H98ZM114 144V145H115ZM134 144V143H133ZM132 144V145H133ZM205 144L207 145V146H212V147H210V149H209V147L208 148H206V146H205ZM219 144L221 145V147H222V149H220V147H219ZM231 144V145H230ZM242 144V145H241ZM11 145V144H10ZM39 146L41 145V144H38ZM106 145V144H105ZM110 145H112V143L110 144ZM113 145V146H114ZM120 145V144H119ZM124 145H126L127 146V144H124ZM124 145H122V146H124ZM141 146H142V144H140ZM152 145H154V144H152ZM5 146H7L6 144H5ZM4 146V147H5ZM46 146V145H45ZM48 146V145H47ZM50 146V145H49ZM52 146V145H51ZM86 146V145H85ZM98 146H100V144L98 145ZM102 146H104L103 144H102ZM107 146V145H106ZM116 146V145H115ZM118 146V145H117ZM158 146V145H157ZM156 146V147H157ZM53 147V146H52ZM101 147V146H100ZM105 147V146H104ZM103 147V148H104ZM128 147H129V145H128ZM130 147H131V145H130ZM136 147H140L139 145L138 146H136ZM155 147V148H156ZM223 147H225L226 148V150L224 151L223 150ZM3 149V145H0V149ZM9 148V147H8ZM37 148H38V146H37ZM36 148V149H37ZM96 149V147H93L92 146V148L90 147L89 149H91V151H92V149ZM116 148V147H115ZM123 148V147H122ZM127 148V147H126ZM228 148V149H227ZM244 150H246L245 151V153L247 154L248 152L247 151H250L251 152V154H252V159H251V161H253L254 159H256V161H254V162H251V164L253 165V166H255L256 167V169H254L255 167H250V166H248L247 165V167H243L244 169L246 168V171L245 170H243L242 169V164H241V166H240V161H243V162H247L249 159L247 158V160L246 161H244V159H243V157L244 156H242L241 154H240V152H238V155L240 154V156H239V159L237 160V158H238V156H237V152L236 151H239L238 149H240V150H242V151H244ZM5 149V148H4ZM20 149V148H19ZM41 149V148H40ZM51 149H53V148H51ZM100 149H102V148H100ZM111 149V148H110ZM109 149V151L108 152H113L114 150L112 149V150H110ZM119 149V146L117 147V149H115L116 151L115 152H117V150ZM130 149V148H129ZM147 149V148H146ZM148 149H150V146L148 147ZM147 149V150H148ZM152 149V148H151ZM261 149H262V151H261ZM9 150H11V149H9ZM29 150V149H28ZM50 150V149H49ZM65 150H69L68 151V153L69 154H67L66 152L67 151H65ZM75 150V151H74ZM83 150V149H82ZM86 150H88L87 148H86ZM106 150V149H105ZM125 150V149H124ZM127 150V149H126ZM145 150V149H144ZM147 150H145V151H147ZM220 150V151H219ZM228 150V151H227ZM255 150V151H254ZM15 151V150H14ZM32 151V150H31ZM40 151H42V150H40ZM46 151V150H45ZM44 151V152H45ZM53 151V150H52ZM56 151V150H55ZM54 151V152H55ZM100 150H98V152H99ZM102 151V150H101ZM103 151H104V149H103ZM107 151V150H106ZM222 151H223V153H222ZM34 152V151H33ZM32 152V153H33ZM38 153H39V151H37ZM36 152V153H37ZM80 152H84V151H80ZM148 153L146 154V155H148L147 157L148 158H150L151 156H150V154H151V150L150 151H147ZM182 152V153H183ZM210 152V153H209ZM221 152V153H220ZM224 152H226L227 154H225ZM9 153V152H8ZM13 153V152H12ZM47 153V152H46ZM50 153V152H49ZM88 153H89V151H88ZM105 153V152H104ZM150 153V154H149ZM7 154V153H6ZM45 154V153H44ZM54 154V153H53ZM56 154H59L60 155V153H56ZM78 154H81V153H77V154H75V155H78ZM84 154V153H83ZM83 154H82V156H83ZM90 154H92V152L91 153H89V155ZM93 154H95L96 155V153L94 152ZM101 154H102V152H101ZM180 154V153H179ZM184 154V153H183ZM223 156H227L228 154L230 155V154H232L234 157H235V155H236V157L237 158H233L232 160H229V161H227V159L228 158H225V160L224 159H222V160H224V162H226V163H224V162H221L222 160H221V156L222 155ZM47 155V154H46ZM58 155V156H59ZM66 155H67V157H66ZM75 155L73 156V157H75ZM84 155H88L86 152H85V154ZM88 155V156H89ZM110 155V154H109ZM154 155V154H153ZM221 155V156H220ZM232 155H230V156H228V157H230L229 159H231L233 156ZM243 155H244V153H243ZM248 155H250V153L249 154H247L246 156H248ZM53 156V155H52ZM55 156V155H54ZM81 156V155H80ZM87 156V157H88ZM98 157H99V159L102 161L103 159H101V157L103 156L104 158H105V156H107V152L105 153V156L102 154V156L100 157V155L98 154L97 155ZM96 156V159L94 160V161H96L95 163H97V159H98V157ZM150 156V157H149ZM164 156V155H163ZM162 156V157H163ZM2 157V156H1ZM27 157V156H26ZM51 157V156H50ZM55 157H57V156H55ZM72 157V158H73ZM85 157V156H84ZM84 157H82V158H84ZM93 157H95L94 155H93ZM159 157V156H158ZM157 157V158H158ZM221 157V158H220ZM253 157H256V158H254L253 159ZM17 158V157H16ZM31 158V157H30ZM46 158V157H45ZM59 158V157H58ZM58 158L56 159L57 161H58ZM71 158V159H72ZM107 158V160H103V161H106V163H108L109 162V164H107V165H110V160H112V162H113V158L111 157V155H110V158L108 159V157H106ZM105 158V159H106ZM115 158V157H114ZM152 158H153V156H152ZM152 158H150V159H152ZM166 158V157H165ZM174 158V157H173ZM224 158V157H223ZM240 158H242V159H240ZM21 159V158H20ZM50 159V158H49ZM60 159V158H59ZM74 159H75V162H74ZM88 159V158H87ZM87 159L86 160H83V159H81L79 156L77 157H75V158H73V164H71V166L69 167V171H70V168L71 169H73L74 171L76 170V172L77 171H83V169L82 168H87V166H88V164H89V162L87 161ZM98 159V160H99ZM154 160H156L155 158H153ZM220 159V160H219ZM65 160L66 161H68V162H65ZM100 160L98 161V163L100 164ZM160 160V159H159ZM170 160V159H169ZM213 161L212 163L214 164L211 168L209 167V165H211V164H209L210 163V161ZM234 160H235V162H236V160L237 161H239V163H237V165H236V163H234ZM40 161V160H39ZM18 162V161H17ZM23 162H26V161H23ZM32 162V161H31ZM36 162V161H35ZM70 162H71V160H70ZM156 162V161H155ZM207 162H209V163H207ZM229 162H231V163H229ZM242 162V163H243ZM249 162V161H248ZM247 162V163H248ZM55 163V162H54ZM64 163H66V164H64ZM91 163H92V161H91ZM97 163V164H98ZM114 163V162H113ZM162 163V162H161ZM167 163V162H166ZM171 163V162H170ZM176 163V162H175ZM203 163V164H202ZM229 163V164H228ZM20 164V163H19ZM56 164H57V162H56ZM55 164V165H56ZM94 164V163H93ZM104 164V163H103ZM103 164L101 163V165L103 166ZM118 164V163H117ZM209 164V165H208ZM224 164H226V165H224ZM230 164H235L233 167L235 168V171H237V167L236 166H238L239 168H241V170H242V172H240V173H236L234 170H232V169H234L232 166L230 167L231 169V171L230 170H228L229 168L227 167V165H230ZM239 164V165H238ZM250 164V162H249V165H251ZM28 165H29V163H28ZM45 165V164H44ZM103 166L104 167V169L102 168V171H107L108 170V167H109V170H110V168H111V170H112V167L113 166ZM160 165V164H159ZM224 165V166H223ZM244 165H246V164H244ZM48 166V165H47ZM50 166V165H49ZM68 166V165H67ZM90 166H92V165H90ZM100 166V165H99ZM118 166V165H117ZM179 166V165H178ZM208 166V167H207ZM214 166H217L216 168H214ZM42 167V166H41ZM59 167V166H58ZM93 167V166H92ZM92 167H91V169H92ZM95 167V166H94ZM93 167V168H94ZM161 167V166H160ZM97 168V167H96ZM95 168V169H96ZM101 168V167H100ZM117 168V171H116V175L114 176L113 174L110 176L109 175V178H113L114 179V177H118V181L126 188V186H127V184L128 183H130V174H129V171L127 170L128 168H127V166H125V165H119L118 167H116ZM163 168V167H162ZM205 168H208V169H205ZM225 168H227V169H225ZM50 169V168H49ZM91 169H90V171H91ZM99 169V167L97 168V170ZM161 169V168H160ZM166 169V168H165ZM168 169V168H167ZM170 169V168H169ZM252 169H253V172H252ZM60 170V169H59ZM65 170H66V168H65ZM68 170V169H67ZM174 170V169H173ZM177 170V169H176ZM188 170H190V168L188 169ZM188 170H187V172H188ZM240 170V169H239ZM238 170V171H239ZM262 170V171H261ZM161 171V170H160ZM170 171V170H169ZM202 171H203V173H202ZM233 171V172H232ZM63 172V171H62ZM71 172H73L72 170H71ZM170 172H172V171H170ZM184 172L186 173V176H187V172H186V170H184ZM190 172L188 173V174H190ZM252 172V173H251ZM256 172V173H255ZM35 173V172H34ZM172 173H174V172H172ZM176 173V172H175ZM179 173V172H178ZM183 173V172H182ZM216 173V174H215ZM233 173H236V174H239V175H241V174H246L244 177L243 176H241V178H240V180L239 179H237L236 178V176L237 175H235V174H233ZM250 173V174H253L254 173V175H252V177L251 176H249L248 174ZM50 174V173H49ZM61 174V173H60ZM63 174V173H62ZM64 174H66V173H64ZM72 174V173H71ZM74 174V173H73ZM81 174V173H80ZM87 174V173H86ZM106 174V173H105ZM165 174V173H164ZM194 174V175H195ZM202 174V175H201ZM217 174H219L218 176H217ZM190 175V176H191ZM200 175H201V177H200ZM238 175V176H239ZM50 176H51V174H50ZM102 176V175H101ZM173 176H175V175H173ZM185 176V175H184ZM235 176V177H234ZM247 176V177H246ZM38 176H36V178H37ZM153 177H154V175H153ZM176 177V176H175ZM178 177V176H177ZM181 177V176H180ZM209 177H211V179L209 178ZM251 177V178H250ZM59 178V177H58ZM119 178H120V180H119ZM212 178H213V180H212ZM244 178V179H243ZM246 178V179H245ZM182 179V178H181ZM216 179V178H215ZM220 179H222L223 180V182H222V180H220ZM66 180V179H65ZM157 180V181H156ZM170 180V179H169ZM190 180V181H189ZM161 181V182H160ZM222 183H225L224 185L223 184H220L221 182ZM254 181V182H253ZM206 182H207V184H206ZM220 182V183H219ZM256 182V183H255ZM171 183H173V180H172V182ZM203 183V184H202ZM197 184H201L200 186L199 185H197ZM262 184V183H261ZM171 185V184H170ZM189 185V184H188ZM192 185V184H191ZM203 185V186H202ZM261 186V185H260ZM149 187V186H148ZM178 189H177V188ZM181 187H182V185H181ZM182 187V188H183ZM130 188V187H129ZM181 188V189H182ZM189 188H191V186L189 187ZM137 189V188H136ZM176 189V190H175ZM138 190H139V188H138ZM167 190H168V188H167ZM154 191H156V194H158L157 196H155V198L153 199V200H150V199H152L153 198V196H154V194H153V192ZM176 191H178V193L179 194H181V196L180 195H178L177 194V192ZM195 191V190H194ZM143 192V191H142ZM187 193V194H185L184 195V193ZM133 194V193H132ZM140 194H141V192H140ZM150 194L152 195V197L150 196ZM183 194V195H182ZM144 195V194H143ZM165 195V194H164ZM180 196V198H182V199H184L183 197L185 196V199H186V196H187V201L189 202V200H192V201H190L191 203H188L185 199V202H183V200L182 199H180L178 196ZM140 196V198H142L143 196L142 195H139ZM263 196V195H262ZM208 197H213V199L214 200H216V203L215 204H211V203H214V202H212V200L210 201L209 200V203H208V201L206 202L205 201V199L207 200V198ZM145 198V197H144ZM190 198V199H189ZM210 198H208V199H210ZM182 200V204H180V202H178V200ZM189 199V200H188ZM141 201H142V199H141ZM146 201L144 202V205L145 204H147L146 203ZM211 202V203H210ZM184 203V204H183ZM185 203L186 204H188V207H190L189 208V210H188V208H186V206L187 205H185ZM180 207H179V206ZM190 205V206H189ZM152 206V207H151ZM185 208H186V210H188V212L186 211V213H187V215H186V213H185ZM144 209V208H143ZM149 209V210H150ZM53 210V209H52ZM52 210H50V211H52ZM148 210V211H149ZM264 210V209H263ZM144 211H146L145 209H144ZM147 212V211H146ZM59 213V212H58ZM149 213V214H150ZM46 214V213H45ZM44 214V215H45ZM186 215V217H189V221L187 220V218L185 217V219H184V216ZM65 215H66V213H65ZM189 215V216H188ZM67 216V215H66ZM42 217V216H41ZM44 217V216H43ZM53 217V216H52ZM54 217H55V215H54ZM260 217V216H259ZM61 218V217H60ZM63 218H64V216H63ZM138 219V218H137ZM102 220V219H101ZM188 221L189 222V225H188V229H189V232H190V234L187 232V228L185 229V228H183V229H185L184 231H186V233L185 232H183L182 231V228L180 229L179 228V225H181V227H184L182 224H185L186 225V222L185 223H182V221ZM63 221V220H62ZM100 221V220H99ZM138 221H139V219H138ZM48 222V221H47ZM62 223V222H61ZM64 223V222H63ZM140 223V222H139ZM182 223V224H181ZM59 225V224H58ZM145 224H143V226H144ZM145 225V226H146ZM186 225V226H187ZM61 228V227H60ZM66 228V227H65ZM66 229H68V228H66ZM137 228H135V230H136ZM139 229V228H138ZM137 229V230H138ZM148 229V230H147ZM181 231H180V230ZM262 229V228H261ZM72 230V229H71ZM71 230L69 231V233L71 232ZM135 230H134V232H135ZM183 232V233H179V232ZM147 232H148V234H147ZM132 233H133V231H132ZM143 233V234H144ZM178 233V236H181V234L184 236V233H185V235L186 234H189V236L187 235V238L188 237H191V238H183L182 236H181V238H183V240L182 239H180V240H182V242L179 240V242L177 241V245H180V247L179 246H177V245H175L174 243H176V241H172V239L173 240H176L174 237H177V234ZM76 234V233H75ZM78 235H80V234H78ZM135 235H136V233H135ZM135 235H131L130 234V237L131 236H133V237H131V238H133V242L132 241H130L131 242V244H129L128 246H130V247H132L133 248V246H134V244H135V240H134V237H135ZM176 235V236H175ZM70 236V235H69ZM74 236H76V235H74ZM171 236H173V238L171 239V238H169V239H171V241L173 242L172 243V245H175V246H172L171 245V247H173V248H170V246H169V244H171L170 242V240H167V238L168 237H171ZM71 237H72V232H71ZM79 237H82V235L81 236H79ZM128 235H124L123 233L121 234V235H119V241H114L113 240V242H112V244H111V249L110 250H105V249H103L102 247H100V246H98V244L94 241V240H91L90 239V237H84L83 236V239L81 240V244H80V246L82 247V248H79V242H78V240H77V243H69V245L71 246V247H73L74 249H77L78 250V252H79V254H80V258L81 259H84V260H87L88 261V263H90V264H113V262H111V260L113 259V253L115 252V251H117V250H120V248H121V250H122V247L123 246H125L124 248L127 250V244H128V240L130 239V237H129V239H128ZM143 237V238H142ZM185 237V236H184ZM263 237H264V235H263ZM262 237V238H263ZM70 238V237H69ZM261 238V239H262ZM76 239V238H75ZM79 239V238H78ZM178 239H179V237H178ZM177 239V240H178ZM185 239V240H184ZM189 239H191V241L189 240ZM71 240V239H70ZM69 240V242H71ZM98 240V239H97ZM186 240L188 241H190V243H191V245L188 243V242H186ZM74 241V240H73ZM168 241H169V243H168ZM185 241V242H184ZM181 242V243H180ZM56 243V242H55ZM58 243V242H57ZM133 243V244H132ZM179 243V244H178ZM185 244V243H188V244H185V245H183V244ZM76 244V245H75ZM77 244H78V246H77ZM261 244V246H263V248H264V244L262 245ZM54 245V244H53ZM133 245V246H132ZM188 245H190V246H188ZM57 246V245H56ZM181 246H182V249L184 250V247L186 248V246L187 247H191V249L192 250H190L189 248V250H187V248L184 250V252L182 251V249L180 250V248H181ZM169 247V248H168ZM175 247V248H174ZM177 248H179V252H180V254H181V257H180V254H177V256H175L174 258L175 259H173V260H171L172 258V254L171 253H173L174 252V254L176 253V251L178 252V250H177ZM129 249V248H128ZM172 250V252L171 253H169L170 252V250ZM262 249V250H261ZM131 250V249H130ZM128 251L127 253L123 250V251H120V253H119V251H117L118 252V254L119 255H116V253H115V256H121L122 254L121 253H123V252H125L127 255H128V253L130 252L131 253V251ZM136 250H138L137 248H135L134 249V251H136ZM150 250H152V251H150ZM165 250L166 251H168L167 252V254H168V257H169V255L171 254V257H169L170 259H167L166 261H165V259L166 258H164V263H163V258L161 257V254L163 253L164 255H165ZM188 252H187V251ZM134 251H132L133 253H134ZM183 253H182V252ZM186 251V252H185ZM87 252H89V254L91 253L92 255H94L98 260H99V262L100 263H96V262H94L87 254ZM136 252H138V251H136ZM147 252V253H146ZM191 252V253H190ZM185 253L187 254V253H189L186 257H185ZM193 253V254H192ZM194 253H196V254H194ZM121 254V255H120ZM190 254H192V255H190ZM129 255H131V254H129ZM134 255V256H133ZM132 256L134 257V258H136L135 256H136V253L135 254H133ZM179 255V256H178ZM166 257H167V255H165ZM164 256V257H165ZM144 257H145V255H144ZM156 257V259H154ZM167 257V258H168ZM176 257L177 258H179V259H176ZM185 257V260H183L182 261V258H184ZM196 257V258H197ZM2 260H5V258H2V257H0ZM119 258V257H118ZM127 258V257H126ZM131 258V260H132V257H130L129 256V258L128 259H130ZM145 258H147V257H145ZM115 259H116V261H117V263L118 264H122V263H124V264H129V262H122V263H119V261H118V259L115 257ZM138 259V258H137ZM189 259H191V258H189ZM127 260V259H126ZM125 260V261H126ZM131 260H129V261H131ZM152 260V261H151ZM179 260H181L182 261V263H181V261H179ZM194 260H195V257H194ZM194 260H192V261H194ZM113 261V260H112ZM115 261V262H116ZM175 261V263H173ZM188 261V262H187ZM196 261V260H195ZM194 261V262H195ZM1 262V261H0ZM133 263H134V261H132ZM132 262H130V263H132ZM139 262V263H138ZM143 262H145L146 264H147V262H146V259L143 261ZM143 262H140V260L139 261H137L136 260V263L137 264H143ZM152 262V263H151ZM172 262V263H171ZM116 263V264H117ZM135 263V264H136ZM144 263V264H145ZM202 263V262H201ZM203 263V264H204ZM2 264V263H1ZM5 264V263H4ZM168 264V263H167ZM189 264H193V262H189ZM200 264V263H199Z\"/></svg>","mask_w":264,"mask_h":264},{"label":"crops","instance_id":"0c3cea01","mask_svg":"<svg viewBox=\"0 0 264 264\" xmlns=\"http://www.w3.org/2000/svg\"><path fill=\"white\" fill-rule=\"evenodd\" d=\"M44 107V109L47 111L46 112V114L48 115L49 114V111H48V109L45 107V106H43ZM112 202V201H111ZM76 205V204H75ZM85 209L86 208H80V212H83V211H85ZM74 210H76V208L74 209ZM105 218H106V214L104 213V215H103V217H102V220H101V222L99 223V225H102L103 224V222L105 221ZM118 221V218L117 217H115L114 216V218H113V222H111V224L109 223V224H107V230L108 231H111L113 228H112V226H113V224H114V222L116 223ZM98 225V226H99ZM129 231V229L127 230V229H125V225L124 224H122L121 223V225H120V227L118 228V230L117 231H115V233H114V236H113V240L114 241H119V235H121L122 233L123 234H125V233H127Z\"/></svg>","mask_w":264,"mask_h":264}]
</instances>
